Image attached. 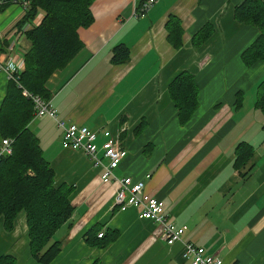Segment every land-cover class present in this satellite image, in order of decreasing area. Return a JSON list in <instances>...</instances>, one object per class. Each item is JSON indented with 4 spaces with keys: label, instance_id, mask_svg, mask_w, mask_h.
<instances>
[{
    "label": "crops",
    "instance_id": "0c3cea01",
    "mask_svg": "<svg viewBox=\"0 0 264 264\" xmlns=\"http://www.w3.org/2000/svg\"><path fill=\"white\" fill-rule=\"evenodd\" d=\"M244 1L159 0L144 17L136 15L142 0L94 1V23L79 30L83 49L47 83L52 105L60 120L97 130L99 149L103 133L110 132L127 151L114 175L144 182L145 192L164 202L167 220L186 230L180 242L168 245L158 225L140 219L138 210L121 211L115 203L119 184L104 183L87 156L64 149L62 129L44 116L30 128L54 170L55 186L74 188L73 214L50 242L61 245L51 264H190L183 258L186 243L224 264H264V113L255 107L264 62L247 67L242 60L260 35L235 19ZM25 15L20 5H0L1 63L16 52L25 60L27 31L14 32ZM171 18L180 23L181 43L176 35L170 41ZM206 26L213 33L197 46L194 37ZM119 45L130 57L113 64ZM182 72L194 77L199 90L198 109L185 124L170 95ZM8 84L1 72L0 106ZM248 91L256 98L250 109ZM243 142L253 146V156L236 169V147ZM98 229L112 242L103 245ZM3 255L17 264H39L30 252L24 212L10 232L0 218Z\"/></svg>",
    "mask_w": 264,
    "mask_h": 264
},
{
    "label": "trees",
    "instance_id": "16d2710c",
    "mask_svg": "<svg viewBox=\"0 0 264 264\" xmlns=\"http://www.w3.org/2000/svg\"><path fill=\"white\" fill-rule=\"evenodd\" d=\"M4 1L8 3L11 0ZM28 1L30 6L22 21L23 25L31 24L26 32L29 47L25 54V68L19 80L23 89L9 81L7 94L0 106V138L15 140L13 154L0 162V218L4 219L5 230L10 232L18 216L24 212L32 257L39 264H51L61 252V245L50 242L73 214L70 196L74 188L55 186L54 170L30 128L35 119L34 103L23 91L51 100L47 83L83 49L79 30L94 23L91 8L95 0ZM145 2L142 0L140 7ZM41 14V23L34 24ZM235 19L260 31L258 38L242 54L244 64L252 67L256 62H264V1L245 0L236 7ZM168 30L170 41L173 43L176 35L181 43L179 21L171 18ZM212 33V27L201 29L194 37L197 46L206 42ZM129 57V49L119 45L113 51L112 63L123 64ZM170 95L180 121L187 123L199 104V90L194 77L188 72L180 73L170 84ZM235 105L236 109L241 108V97L237 98ZM255 107L264 113V79L258 86ZM236 148L234 166L240 169L251 160L254 151L253 146L246 142ZM99 231L95 230L96 234ZM103 241V245L112 242L105 238ZM0 264H17V261L12 255H3L0 256Z\"/></svg>",
    "mask_w": 264,
    "mask_h": 264
},
{
    "label": "built area",
    "instance_id": "2783aa9c",
    "mask_svg": "<svg viewBox=\"0 0 264 264\" xmlns=\"http://www.w3.org/2000/svg\"><path fill=\"white\" fill-rule=\"evenodd\" d=\"M158 1L159 0H146L139 8L136 15L138 17H144ZM10 2L20 5L24 12H27L30 6L28 0H11ZM5 3L7 2L0 0V5ZM41 21L42 19H38L34 24L38 25ZM30 26V24L18 26L15 28L14 32L20 36V33H25ZM23 55V52H16V56H14L13 59L5 63L0 62V73L4 72L8 80L14 81L20 89H23L19 81L20 74L25 68V62L22 59ZM23 93L25 96L32 99L34 103L35 118L49 116L54 119L58 127L62 129V146L64 149L79 151L87 156L95 168L102 170V181L104 183H110L115 180L119 184V190L115 195V203L121 211H125L131 207L138 210L140 219L152 221L158 225L159 233L168 245H173L181 241L186 227H179L175 223L167 220L164 202L147 194L145 192L144 182H134L128 177L119 179L114 175V170H116L120 163L126 158L127 151L111 138L110 132L103 133L106 141L99 149L96 142L100 137V133L97 130L77 124H69L64 120H60L58 118V112L53 107L51 100H46L41 96H35L27 90H24ZM14 142L15 140L13 138H0V162L4 157L13 154ZM103 235L104 233H100L98 236L103 237ZM183 258L190 260V264H224L222 258L208 255L204 248L196 246L193 243L184 244Z\"/></svg>",
    "mask_w": 264,
    "mask_h": 264
},
{
    "label": "rangeland",
    "instance_id": "374dc122",
    "mask_svg": "<svg viewBox=\"0 0 264 264\" xmlns=\"http://www.w3.org/2000/svg\"><path fill=\"white\" fill-rule=\"evenodd\" d=\"M253 94V95H252ZM248 102H249V104L250 105H248V107L247 108H253V105H254V103H255V96H254V92L253 93H250L249 91H248ZM38 118H35V120L33 121V122H36V120H37ZM254 130V129H253Z\"/></svg>",
    "mask_w": 264,
    "mask_h": 264
},
{
    "label": "bare ground",
    "instance_id": "6f19581e",
    "mask_svg": "<svg viewBox=\"0 0 264 264\" xmlns=\"http://www.w3.org/2000/svg\"><path fill=\"white\" fill-rule=\"evenodd\" d=\"M91 163V162H90Z\"/></svg>",
    "mask_w": 264,
    "mask_h": 264
}]
</instances>
